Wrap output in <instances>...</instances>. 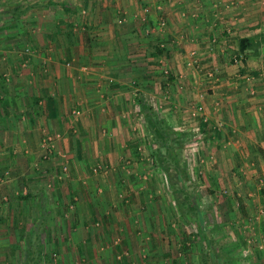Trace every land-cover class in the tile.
Masks as SVG:
<instances>
[{"label": "rangeland", "instance_id": "374dc122", "mask_svg": "<svg viewBox=\"0 0 264 264\" xmlns=\"http://www.w3.org/2000/svg\"><path fill=\"white\" fill-rule=\"evenodd\" d=\"M14 2L15 4L20 3L18 6L15 5L19 8V13L32 5L30 0H26V4L21 0H0V264H31L30 258H33L35 254H39L40 257L45 256L43 264H61V261L64 263L69 257H76L77 262L79 248L56 247L52 242H48L47 246L44 244L46 227L40 230L41 227L37 226L40 231H37L38 241L33 240L36 245L30 247L27 243L31 237L29 230L34 231L31 229L33 223H39V212L48 204L53 203L52 198L55 208L63 206L67 209L63 218L62 216L61 218L51 216L52 222L49 228L55 224L52 233L53 240H60L57 225L66 223L70 227L77 225L78 216L73 212L77 208V199L74 198L77 196L69 190L75 185L79 189L82 185L91 186L90 191L94 192L95 196L100 195L98 202L104 204H99V207L105 208L103 218L91 220L94 228L95 226L99 228L100 223L111 221L134 225L132 232L139 241L136 244L141 246V248L136 247L134 252L138 256L137 261L141 258L142 260L139 263L136 259L125 258L124 260V250L116 249L114 255L119 264H176L174 259L179 258L180 254L184 261L182 264H212L208 259V253H212L213 264H224L215 261L220 258L217 254H221L219 250H223L226 242L229 244L226 246V251H223L228 254L227 250H229L233 261L239 257L241 248L246 250V246L251 249L255 246L258 250H264V164L261 165L258 155L256 157V154L246 150V147L231 151L232 157L229 159L223 156L229 154L224 149H227V143L232 144V139L238 137V129L247 130L246 127H252V125H248L246 118L238 117V111L233 119L235 122L232 121L234 125L228 124L225 116L222 117V114L227 111H231V117H233L235 111L233 106L239 107L235 106L233 96L239 88L241 91L244 90L243 97H256L255 100L258 102L261 100L259 103L263 105L262 108L259 106L261 104L256 102L254 105L257 106L258 111L264 112V40L258 35L264 30V18L257 24L247 21L241 25V28H238L237 22L226 21L227 11L224 8L221 6L210 8L213 11L217 10L219 14L210 24H205L209 28L205 31L206 33H202L206 36V45L209 48L215 45L227 46L223 35L235 34V48L229 47L233 51L226 53L225 49H220L222 53H226L223 54V62H227V65L232 67L229 91L225 92L230 95V98L220 100L221 98H218L220 95H218L217 98H213L216 102H214L212 111H207L203 103V95H213V88L208 82L220 78L221 69L218 66L221 63L216 62L217 68L210 66L208 69H202L198 50L186 51L187 56L184 60L187 66L185 69H190L195 74L193 76L191 73L193 81L192 84L189 83L193 87L190 90V87H187V91H184L183 87L186 88L183 86L184 79L180 78V86L175 85L174 88L179 92L178 95L182 94L181 103L174 99L171 103L160 102L158 108L151 104L158 117L168 123L169 132L164 139L153 137L151 128L143 121L142 116H137L139 119L133 124L137 125L131 128L133 134L127 136L135 143L134 147L129 151H124L125 154L119 153L112 162L117 160L116 165L94 161L91 169L95 177H86L84 176L86 171L77 165V158L72 152L62 150L59 143L55 144L54 135L47 133L48 129L42 136H39L40 141L37 142L36 151L30 149L33 136L32 130L30 129V133L28 128L29 119L21 118L16 113L20 111H17L13 103L17 95L15 94L16 87L13 89L12 86L21 76L47 73L46 61L42 60L45 59L49 47L44 45L38 47L39 50L36 51V49H31L29 42H26V45L18 44L19 46L16 45L17 47L13 48L17 39L9 35H13L14 30L18 32V28L21 27V24H10L11 14H13L10 7ZM163 6L164 4H156L153 8L149 6L142 8L147 15L143 20L145 23L142 24L144 27L146 24L147 27L145 31L148 34L145 36L156 37L150 41L153 53L156 55L158 50H162L159 58L163 56V60L161 58L162 61L158 63L160 65L158 75L163 76V82L166 83L158 86V89L163 95L162 99L168 101L172 99L173 94L169 86L172 73L167 61L172 45L160 36L167 33L169 27V21L162 12ZM254 9L250 8V12ZM151 11L155 12V17H152L153 22L148 23L147 17L151 15L149 13ZM184 12L189 11L185 9L183 15ZM260 13L264 17L263 8L262 10L260 8ZM37 16L42 15L37 14ZM192 22L193 25H197L196 21ZM256 27H258L256 30L258 33L253 35V29ZM207 32L211 35L207 36ZM241 37H254L256 47L246 49L241 53L239 51V38ZM7 51L9 52L6 53ZM21 54L25 56L20 63ZM33 54L40 59L38 71L34 67L31 68L25 58L26 56L32 57ZM21 68H29L30 71L24 75ZM225 74L228 75V73ZM199 77L204 80L197 81ZM194 78L197 79L194 80ZM225 90H227L226 87ZM194 93L196 98L194 96L188 98ZM225 94L223 96H226ZM186 95L187 98L183 102L182 99ZM4 99L7 101V109L4 106ZM175 109L181 111V119L172 118V115L178 114ZM236 120L239 122L237 123ZM235 123L240 127H237ZM36 136L35 133L34 138ZM58 137L60 138L61 135L59 134ZM215 144H217L215 146L218 147L217 150L214 147ZM224 145L225 147H222ZM176 165L179 168L184 165L187 176L181 174V169L176 172ZM60 188L63 192H59L57 196L55 191ZM27 193H29L27 199L20 198L21 195ZM67 194L70 195H68L69 201L64 203L63 199L66 200ZM46 200L50 202L47 203ZM19 209L24 212L26 210L30 212L33 209L38 214L35 216L32 212V215H28L26 220H23L24 223H21L13 219ZM33 218H35L34 221ZM79 222H81L80 219ZM160 225L165 226L163 227L165 229L161 230ZM226 226L231 230L230 233L236 236L235 238L221 237L225 235ZM150 228L154 230L150 231ZM70 230L77 233L72 228ZM148 240H154L156 243L164 240L167 245V258L163 257L162 262H158L157 253L154 251L152 258L155 261H147L146 252L151 250V247L155 248V245L147 246ZM204 243L208 244V249L203 248L202 250L200 246H204ZM113 244L115 248L116 243ZM29 251L32 254H28ZM142 255L145 256L144 259ZM78 262L82 263L80 257H78ZM234 264L240 263L234 262Z\"/></svg>", "mask_w": 264, "mask_h": 264}, {"label": "crops", "instance_id": "0c3cea01", "mask_svg": "<svg viewBox=\"0 0 264 264\" xmlns=\"http://www.w3.org/2000/svg\"><path fill=\"white\" fill-rule=\"evenodd\" d=\"M25 1L21 0L26 4ZM30 2H32V5L21 13L18 12L19 8L17 7L20 3L15 4L14 2L13 6L10 7V11H13L10 24H21V27L18 28V32L14 30V34L9 36L17 39L13 45L14 49L18 44L21 46L22 44L26 45V42H29L31 49H36V51L39 50L38 47L48 45V53L45 54V59L42 60L46 61L47 73L45 75L35 73L34 75L30 74L31 76H21L16 79V84L12 86V88L16 87L15 94L17 95V97H14L13 103L16 105L17 111H20L16 113L21 118L29 119L28 123L30 125L28 128L32 130L33 136L32 147L30 148L32 151H36V145L40 141L39 136H42L48 129L47 133L54 135L55 144L59 143L58 145L62 150L72 152L73 156L77 158V165L83 167L86 171L84 175L86 177H95L91 169L94 161L116 165L117 160L112 163L113 159H116L119 153L125 154L124 151H129L134 147L135 143L127 136L133 134L131 128L137 125H133L135 120L139 119L137 116H142L144 121L140 109L141 104L149 103L158 108L160 102L171 103L175 99L181 103L182 94L178 95L179 92L174 87L175 85L180 86L179 80L183 78V86L186 87L185 89L183 87V90L187 91V87H190V90L193 87L190 85L193 81L191 76L195 75L194 71L185 69L187 66L184 60V57L187 56L186 51L198 50L197 54L202 69H208L210 66L217 68L216 62L221 63L218 66L221 69L220 78L210 82L207 81L210 87L214 89V91L212 89L213 95H203V103L206 105L207 111H212L214 102H216L213 101V98H217L218 95H220L218 97L221 98L220 100L230 98V95L225 94V92L229 91L232 67L223 60L226 53L233 51L229 47H234L235 34L231 36L223 35L226 38L224 41L227 42L224 43L227 46L215 45L209 48L206 45V36L202 33L209 29L206 25L215 20L219 14L217 10L213 11L210 8H215L214 6L224 8L227 11L226 21L237 22L239 24L238 28H241V25L247 21L257 24L264 18L260 13V8L261 10L264 9V6H262L264 0H46L44 2L30 0ZM156 4H164L162 12L169 21L167 33L160 36L172 45L167 61L172 73V81L169 86L174 95L172 94V99L168 101L162 99L163 95L158 89V86L166 83L163 82V76L158 75L160 72L158 63L163 60V56L161 60L159 58L160 53L155 55L151 50L150 41L156 37L145 36V34H148L145 31L147 27L146 24V28L142 24L145 23L143 20L147 16L142 8L147 6L153 8ZM250 8L255 9L250 12ZM185 9L189 12H184L183 15ZM149 13L151 15L147 17L148 23L153 22L154 18L152 17H155V12L151 11ZM37 14L42 16H37ZM122 18L123 21H121ZM192 21H196L197 25H193ZM257 29L258 27L253 29V35L258 33L256 32ZM210 35L207 32V36ZM194 40L195 42H193ZM178 46L179 50L177 49ZM221 48L225 49L226 53H222ZM15 52L17 53V51ZM20 56L19 62L21 63L25 55L21 54ZM25 58H27L31 68L34 67L38 71L37 68L40 62L38 56L33 54L32 57L26 56ZM21 70H23L24 75L30 71L29 68H21ZM225 73H228V75ZM200 77L198 79L194 78V80H204ZM225 87L227 90H225ZM236 92L233 95L235 97L234 104L239 107L233 106L235 110L233 117H231V111L222 112V117L225 116L228 124L231 123L232 125L235 122L233 119L236 116V111H238V117L246 118L248 125L250 124L252 127L247 126V130L237 128L238 137L232 139V144L227 143V149H224V151H228L229 154L223 156L229 159L232 157L231 151H238L246 147V150L253 151L256 157L258 155L262 165L264 164V112L258 111L257 106L254 105L255 102L261 104L259 103L261 100L258 102L255 100L256 97H243L244 90L241 91V88ZM224 94L226 96H223ZM193 96L196 98L195 93L188 98H193ZM8 98L11 100L10 97ZM186 98L187 95L183 97L182 101L184 102ZM5 100L4 106L7 109V101ZM242 104L246 107H243ZM259 106L263 107L262 104ZM177 113L174 116L172 115L173 119H175L174 117L181 119V111ZM236 122L239 121L236 120ZM237 127L240 126L237 125ZM35 133L36 138H34ZM59 134L61 135L60 138L58 137ZM222 147H225V145ZM215 149L217 150L218 147H215ZM221 151L223 152V150ZM68 185L67 187H69ZM89 188L91 186L82 185L79 189L75 185V187L69 189L72 194L77 196V198L74 197L77 199V208L73 212L78 216V223L72 227L67 223L57 225L60 240H53L52 233L55 224L50 228L49 224L52 222L51 216L57 218L62 216L63 218L67 213V209L63 206L55 208L53 198L51 200L53 203L45 206V209L42 208L39 214L35 213L33 209L30 212H28L29 210L24 212V210L19 209L13 219L24 223L23 220H26L28 215H32V212L35 216L38 214L39 223H33L31 229L34 231L29 230L30 240L35 241L37 231L39 232L46 227L45 230L47 231H45L43 238L45 239L44 244L47 246L48 242H52L56 247L79 248L78 257L82 259L80 264H119L114 255L116 249L118 251L124 250L126 255V257L123 256L124 260L125 258L136 259V262L139 263L142 258L137 261L138 256L134 251L136 247L141 248V246L136 244L139 241L136 240L137 237L132 232L134 227L132 223H114L111 221L100 223L99 228L92 226L91 220L99 217L103 218L105 208L99 207V204H102V202H98L100 195L95 196ZM55 192L59 196V192H63V190L60 188L59 190L56 189ZM68 195L67 198L65 197V201L63 199L64 203L69 201L70 195ZM46 201L47 203L50 202ZM79 219L81 222H79ZM32 220L34 221L35 218ZM37 226H40L41 229L38 230ZM163 227L165 226L160 225L161 230L165 229ZM70 228L76 230L77 233H74V231L72 233ZM225 228L226 232H223L225 235L221 237H225L224 239L236 237L230 233L231 230L227 226ZM151 230L154 229L150 228ZM140 240L142 241V238ZM150 241L148 240L147 246L155 245V248L151 247V250L146 252L148 255L147 261H155L152 258L155 251L157 261L162 262L161 258H167V245L164 240L157 241V243L154 240ZM113 243H116L115 248ZM209 243L212 244V242ZM228 244L226 242L223 250L226 251ZM204 246H200V249H208V244L204 243ZM249 248L246 246V250H249L247 256H243V248H241L238 254L239 257L234 261L230 258L229 250H227L228 254L223 250H219L221 254L217 255L220 258L215 262L224 264L228 262L230 264H234V262L264 264V250H258L255 246L252 249ZM180 255L179 258L174 259L176 264L184 262L182 254ZM142 256L144 259L145 256ZM78 257L77 262L75 261L76 257H69L65 259L64 263L61 261V264H79ZM40 258V263L43 264L45 256L42 255ZM208 259L210 263H214L212 253H208Z\"/></svg>", "mask_w": 264, "mask_h": 264}, {"label": "trees", "instance_id": "16d2710c", "mask_svg": "<svg viewBox=\"0 0 264 264\" xmlns=\"http://www.w3.org/2000/svg\"><path fill=\"white\" fill-rule=\"evenodd\" d=\"M258 35L263 38L262 40H264V30L262 32H260ZM253 42H254V37H241V38H239V51L242 53L246 49L256 47V43L255 42L253 43ZM160 52H162V50H158V53H160ZM140 109H141V112L143 113L144 121L148 124V126L152 130L153 137H155V138L159 137L160 139H164V136L167 135V132H169L168 131L169 127L167 126L168 123L164 119H161L158 117L156 112H154L153 107L149 103L141 104ZM170 130H172V129H170ZM158 152H159V150H158ZM179 169H181L180 172L182 175L187 176L186 167L184 165H181V168H179L177 165L175 166L176 172L179 171ZM177 177L179 178V176H177ZM28 197H29V193L23 194L20 196V198H22V199H27ZM38 239H39V236L37 235L36 241H38ZM33 242L34 241L32 239L27 241L28 246L32 247L35 244ZM38 243H37V247H38ZM30 253L32 254V252L29 251L28 254H30ZM34 256H35V258H34ZM34 256H33V258H30L31 259L30 261H32L31 264H39L40 259H41L39 254H35Z\"/></svg>", "mask_w": 264, "mask_h": 264}, {"label": "built area", "instance_id": "2783aa9c", "mask_svg": "<svg viewBox=\"0 0 264 264\" xmlns=\"http://www.w3.org/2000/svg\"><path fill=\"white\" fill-rule=\"evenodd\" d=\"M248 251H249V250H243V252H242L243 256H245V255L247 256Z\"/></svg>", "mask_w": 264, "mask_h": 264}]
</instances>
